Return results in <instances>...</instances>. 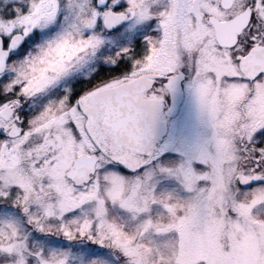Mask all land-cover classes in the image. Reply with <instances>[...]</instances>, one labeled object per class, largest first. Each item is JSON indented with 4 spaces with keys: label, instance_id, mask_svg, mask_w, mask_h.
<instances>
[{
    "label": "snow or ice",
    "instance_id": "6c2138e0",
    "mask_svg": "<svg viewBox=\"0 0 264 264\" xmlns=\"http://www.w3.org/2000/svg\"><path fill=\"white\" fill-rule=\"evenodd\" d=\"M0 264H264V0H0Z\"/></svg>",
    "mask_w": 264,
    "mask_h": 264
}]
</instances>
